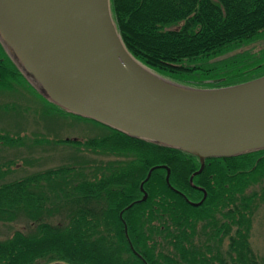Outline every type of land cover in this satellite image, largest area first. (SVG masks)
I'll return each mask as SVG.
<instances>
[{
  "label": "trees",
  "instance_id": "16d2710c",
  "mask_svg": "<svg viewBox=\"0 0 264 264\" xmlns=\"http://www.w3.org/2000/svg\"><path fill=\"white\" fill-rule=\"evenodd\" d=\"M110 4L128 50L170 80L219 87L264 74V48H243L264 38V0ZM22 74L0 40V86L13 88L20 75L28 82ZM50 107L105 128L86 139H53L98 156L73 154L74 162L0 181V220L26 222L0 237V264H264L249 240L264 203V147L206 157L191 184L197 154L132 136L52 99ZM17 140L0 132V141ZM152 165L141 199L139 185ZM197 186L206 196L192 204L203 196Z\"/></svg>",
  "mask_w": 264,
  "mask_h": 264
},
{
  "label": "water",
  "instance_id": "95a60500",
  "mask_svg": "<svg viewBox=\"0 0 264 264\" xmlns=\"http://www.w3.org/2000/svg\"><path fill=\"white\" fill-rule=\"evenodd\" d=\"M0 40L24 75L69 111L197 154L191 184L206 157L264 147V74L219 87L170 80L128 50L110 0H0ZM156 166L140 182L141 199ZM197 187L203 196L192 204L206 196Z\"/></svg>",
  "mask_w": 264,
  "mask_h": 264
},
{
  "label": "rangeland",
  "instance_id": "374dc122",
  "mask_svg": "<svg viewBox=\"0 0 264 264\" xmlns=\"http://www.w3.org/2000/svg\"><path fill=\"white\" fill-rule=\"evenodd\" d=\"M261 47L264 48V38L243 48L255 50ZM6 51L12 56L9 48ZM22 76L28 82L20 75L13 78L17 82L13 88L7 84L0 86V132L18 138L12 144L0 141V170H3L0 181L74 162L71 157L73 154L88 158L96 156L97 154L83 149L80 145L54 142L53 139H86L105 132V128L67 113H52L51 99L37 88L29 76ZM45 137L46 142L43 140ZM35 139H40V142ZM25 224L26 222L20 219L10 222L0 220V237L11 234L14 228L23 227ZM249 240L254 251L264 257V203L257 207L252 217Z\"/></svg>",
  "mask_w": 264,
  "mask_h": 264
},
{
  "label": "flooded vegetation",
  "instance_id": "af4514ba",
  "mask_svg": "<svg viewBox=\"0 0 264 264\" xmlns=\"http://www.w3.org/2000/svg\"><path fill=\"white\" fill-rule=\"evenodd\" d=\"M137 254V253H136ZM138 255V254H137ZM49 263H51V262H49ZM49 263H45V264H49Z\"/></svg>",
  "mask_w": 264,
  "mask_h": 264
}]
</instances>
